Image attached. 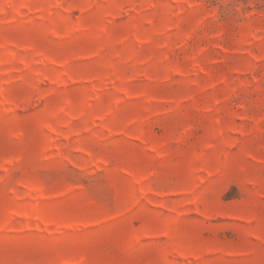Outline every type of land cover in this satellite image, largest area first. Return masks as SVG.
Listing matches in <instances>:
<instances>
[{
    "label": "rangeland",
    "instance_id": "rangeland-1",
    "mask_svg": "<svg viewBox=\"0 0 264 264\" xmlns=\"http://www.w3.org/2000/svg\"><path fill=\"white\" fill-rule=\"evenodd\" d=\"M0 264H264V0H0Z\"/></svg>",
    "mask_w": 264,
    "mask_h": 264
}]
</instances>
